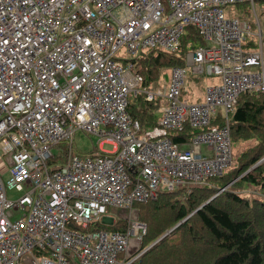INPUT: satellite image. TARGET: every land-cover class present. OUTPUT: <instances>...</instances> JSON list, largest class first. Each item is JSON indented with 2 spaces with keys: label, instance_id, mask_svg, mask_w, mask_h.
I'll return each mask as SVG.
<instances>
[{
  "label": "built area",
  "instance_id": "1",
  "mask_svg": "<svg viewBox=\"0 0 264 264\" xmlns=\"http://www.w3.org/2000/svg\"><path fill=\"white\" fill-rule=\"evenodd\" d=\"M242 2L254 0H0V159L8 188L22 192L11 200L0 178V264H130L145 233L134 203L222 173L228 114L242 92H264V37L254 33L256 47L246 22L223 10ZM188 26L202 44L170 67L166 86L140 87L133 59L176 51ZM185 65L218 77L200 101L181 96ZM138 93L159 101L162 131L201 130L176 143L145 129L127 112ZM216 117L220 126L202 130ZM79 129L98 139L73 155ZM67 143L50 163L51 148ZM110 209L124 213L123 230L76 227Z\"/></svg>",
  "mask_w": 264,
  "mask_h": 264
},
{
  "label": "trees",
  "instance_id": "2",
  "mask_svg": "<svg viewBox=\"0 0 264 264\" xmlns=\"http://www.w3.org/2000/svg\"><path fill=\"white\" fill-rule=\"evenodd\" d=\"M258 2L264 6V0ZM196 42L202 44L197 31L188 26L176 51L149 48L140 52L133 59L140 87L156 86L171 66H183L185 51ZM158 104L157 99L147 101L140 93L130 95L127 112L142 124L144 114ZM220 124L216 117L202 130ZM228 128L234 157L220 175L134 203L145 233L139 243L143 251L130 264H264V160L256 164L264 156V92H242L228 114ZM158 129V135L176 143L201 130L186 123L172 131ZM63 160L52 155L49 162ZM247 192L254 194L248 197ZM76 227L82 231L124 228L98 222Z\"/></svg>",
  "mask_w": 264,
  "mask_h": 264
},
{
  "label": "rangeland",
  "instance_id": "3",
  "mask_svg": "<svg viewBox=\"0 0 264 264\" xmlns=\"http://www.w3.org/2000/svg\"><path fill=\"white\" fill-rule=\"evenodd\" d=\"M244 5L247 7L244 8ZM223 10H224L225 16L231 15L233 17H237L241 21L246 22V24L251 30V34L248 37L252 39L255 46L257 47L258 39L254 33L260 30L261 36L264 37V6H261L258 0H254L252 7L250 6L248 2H242V3H237V4L233 3V4L226 5L223 8ZM252 41H249V44L252 43ZM194 45H199V44H197L196 42V44ZM207 45H210V44H207ZM250 46H253V45L250 44ZM118 53H120V50H118L117 54ZM185 70H186V73H185L181 96H183L184 99H186L188 102L200 101L203 98L204 87L207 84L219 82L218 77L216 76H207L205 74H200V75L195 74L191 70V67L189 65H185ZM168 79H169V70H166L165 76L160 79V82L158 83V85H164L165 83V86H166L168 83ZM157 117H158V114L154 110H149L148 112H146L144 116L141 118L142 124L145 126H148L144 128L146 129L152 126V127H155L157 130H159L156 124ZM97 139L98 137L91 133L84 132L80 129L76 130L72 136V154L73 155L88 154V152L94 149ZM102 147L105 149H110V146L106 144H104ZM66 148H68V143L66 145L60 144L57 146H53L51 148V153L52 155L56 157V159L59 160L60 158H62V153ZM1 155L2 153L0 151V156ZM233 157H234V154H232V159ZM0 178L3 184L5 185V194L8 198H10L11 200H14L22 194V192L21 193L17 192L13 188H8L6 184L9 178L8 172L4 170V164L2 163L1 159H0ZM232 182L233 181H230L228 185L231 184ZM236 190L238 191L239 189H236ZM252 194L254 193H251V192L246 193L248 197H251ZM135 211H137L136 208H135ZM123 215L124 213L118 212L117 209L116 210L110 209L106 216L112 219L102 220L101 222L102 224H104V223L111 221L110 227L113 226L117 229H121L125 225V219L123 218ZM137 216H138V213H137ZM104 225H108V224H104ZM123 256H124V252L119 253L117 255V260L122 259ZM20 261H21V264H33V261L29 259L27 260V262H24L23 258H21Z\"/></svg>",
  "mask_w": 264,
  "mask_h": 264
},
{
  "label": "water",
  "instance_id": "4",
  "mask_svg": "<svg viewBox=\"0 0 264 264\" xmlns=\"http://www.w3.org/2000/svg\"><path fill=\"white\" fill-rule=\"evenodd\" d=\"M262 160H264V156L256 163V164H258L260 161H262ZM179 223V222H178ZM178 223H176L173 227H175ZM173 227H171L168 231H170ZM168 231H166L164 234H162L159 238H161L162 236H164L166 233H168ZM158 238V239H159ZM157 239V240H158ZM156 241V240H155ZM154 241V242H155ZM151 245V244H150ZM143 251V250H142ZM142 251H140V253L142 252Z\"/></svg>",
  "mask_w": 264,
  "mask_h": 264
},
{
  "label": "crops",
  "instance_id": "5",
  "mask_svg": "<svg viewBox=\"0 0 264 264\" xmlns=\"http://www.w3.org/2000/svg\"><path fill=\"white\" fill-rule=\"evenodd\" d=\"M156 121H157V118H156ZM111 218H108L107 216H104L102 220H110ZM107 222V221H105ZM104 223V222H103ZM104 224H108L110 225L111 224V221L107 222V223H104Z\"/></svg>",
  "mask_w": 264,
  "mask_h": 264
}]
</instances>
